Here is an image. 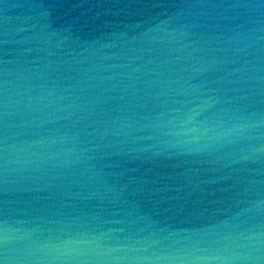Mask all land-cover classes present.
Here are the masks:
<instances>
[{"label": "water", "instance_id": "95a60500", "mask_svg": "<svg viewBox=\"0 0 264 264\" xmlns=\"http://www.w3.org/2000/svg\"><path fill=\"white\" fill-rule=\"evenodd\" d=\"M3 264H264V0H0Z\"/></svg>", "mask_w": 264, "mask_h": 264}, {"label": "snow or ice", "instance_id": "6c2138e0", "mask_svg": "<svg viewBox=\"0 0 264 264\" xmlns=\"http://www.w3.org/2000/svg\"><path fill=\"white\" fill-rule=\"evenodd\" d=\"M0 264H3V261H0Z\"/></svg>", "mask_w": 264, "mask_h": 264}]
</instances>
